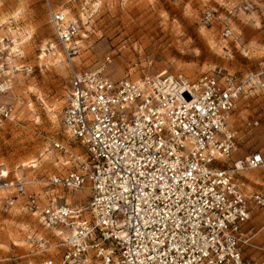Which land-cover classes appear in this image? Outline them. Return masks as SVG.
<instances>
[{
  "label": "built area",
  "instance_id": "built-area-1",
  "mask_svg": "<svg viewBox=\"0 0 264 264\" xmlns=\"http://www.w3.org/2000/svg\"><path fill=\"white\" fill-rule=\"evenodd\" d=\"M44 3L56 37L50 48L58 47L69 75L62 118L69 142L53 144L59 171L46 179L4 177L0 185L9 206L21 199L43 227L67 233L60 262L39 264H257L244 249L264 195H248L236 177L262 168L264 156L233 158L240 144L233 119L242 99L264 91V72L239 79L165 70L114 80L110 56L95 66L79 62L80 25L52 0ZM231 36L225 23L222 37ZM11 89L0 57V98ZM17 120L15 107L0 101V122ZM258 125L246 122L247 129ZM85 188L86 208L68 202L67 194Z\"/></svg>",
  "mask_w": 264,
  "mask_h": 264
},
{
  "label": "rangeland",
  "instance_id": "rangeland-1",
  "mask_svg": "<svg viewBox=\"0 0 264 264\" xmlns=\"http://www.w3.org/2000/svg\"><path fill=\"white\" fill-rule=\"evenodd\" d=\"M52 2L80 25L84 51L79 62L95 66L110 56L114 80L152 77L165 70L192 78L230 73L239 79L264 72V0ZM225 23L233 29L229 39L222 37ZM51 45L56 46V37L44 0H0V57L12 81L11 91L0 101L13 105L18 119L0 122V185L4 177L46 179L60 170L53 144L69 142L62 118L70 83L60 50H51ZM235 117L240 144L233 158L255 152L264 156V91L242 99ZM255 119L259 125L247 129L246 122ZM236 179L248 195H264V166ZM67 196L84 209L90 191ZM7 197L0 188V264L60 262L63 237L43 227L20 205L21 199L11 207ZM247 231L251 241L244 249L246 258L264 264V210H253ZM29 237L48 245L33 247Z\"/></svg>",
  "mask_w": 264,
  "mask_h": 264
},
{
  "label": "crops",
  "instance_id": "crops-1",
  "mask_svg": "<svg viewBox=\"0 0 264 264\" xmlns=\"http://www.w3.org/2000/svg\"><path fill=\"white\" fill-rule=\"evenodd\" d=\"M236 115H237V113H236ZM235 115V116H236ZM236 117H234V119H233V127L237 130V128H236ZM238 131V130H237ZM237 159H239V158H237Z\"/></svg>",
  "mask_w": 264,
  "mask_h": 264
},
{
  "label": "bare ground",
  "instance_id": "bare-ground-1",
  "mask_svg": "<svg viewBox=\"0 0 264 264\" xmlns=\"http://www.w3.org/2000/svg\"><path fill=\"white\" fill-rule=\"evenodd\" d=\"M53 231H57L60 234V231H58V230H53ZM66 234L67 233H63V236L62 237L65 238L66 237Z\"/></svg>",
  "mask_w": 264,
  "mask_h": 264
},
{
  "label": "snow or ice",
  "instance_id": "snow-or-ice-1",
  "mask_svg": "<svg viewBox=\"0 0 264 264\" xmlns=\"http://www.w3.org/2000/svg\"><path fill=\"white\" fill-rule=\"evenodd\" d=\"M5 175H6V173H5Z\"/></svg>",
  "mask_w": 264,
  "mask_h": 264
}]
</instances>
